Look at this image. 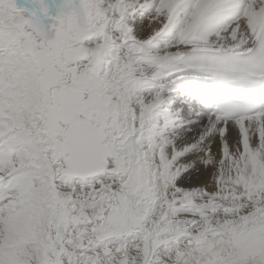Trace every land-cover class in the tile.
<instances>
[{
  "label": "snow or ice",
  "instance_id": "6c2138e0",
  "mask_svg": "<svg viewBox=\"0 0 264 264\" xmlns=\"http://www.w3.org/2000/svg\"><path fill=\"white\" fill-rule=\"evenodd\" d=\"M0 264H264V0H0Z\"/></svg>",
  "mask_w": 264,
  "mask_h": 264
}]
</instances>
